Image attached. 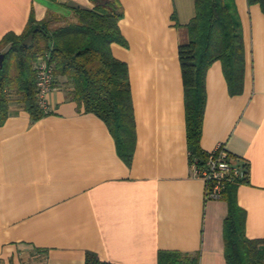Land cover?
I'll list each match as a JSON object with an SVG mask.
<instances>
[{
  "label": "crops",
  "instance_id": "1",
  "mask_svg": "<svg viewBox=\"0 0 264 264\" xmlns=\"http://www.w3.org/2000/svg\"><path fill=\"white\" fill-rule=\"evenodd\" d=\"M126 45L136 143L130 164L106 124L79 109L63 81L38 121L18 104L0 127V264H85L94 253L113 264H159L179 252L199 264H227L225 196L205 199L190 163L179 47L189 43L195 0H117ZM244 44L242 91L231 94L221 61L206 71L200 148L223 145L248 167L237 185L245 235L264 239V12L227 0ZM89 0H0V40L20 35L31 16L71 18Z\"/></svg>",
  "mask_w": 264,
  "mask_h": 264
},
{
  "label": "trees",
  "instance_id": "2",
  "mask_svg": "<svg viewBox=\"0 0 264 264\" xmlns=\"http://www.w3.org/2000/svg\"><path fill=\"white\" fill-rule=\"evenodd\" d=\"M55 1V0H50ZM90 9L70 7L71 18L48 14L41 21L31 16L20 35L7 34L0 40L4 61L0 67V127L12 104H18L38 121L48 114L38 103L35 64L48 57L53 67V87L61 81L71 88L79 109L101 119L116 142L118 154L131 163L136 143L128 67L115 59L114 43L126 45L118 23L123 9L117 0H89ZM264 12V0H248ZM196 14L188 25L190 40L179 47L185 92L186 132L191 165L202 167L208 152L200 148L206 104V71L221 61L230 93L242 91L244 44L240 24L227 0H195ZM245 165V164H243ZM247 166V165H246ZM246 180L224 185L229 214L225 220L227 264H264V239L245 235V213L236 202V187ZM159 264H199L179 252H160ZM85 264H113L87 253Z\"/></svg>",
  "mask_w": 264,
  "mask_h": 264
},
{
  "label": "built area",
  "instance_id": "3",
  "mask_svg": "<svg viewBox=\"0 0 264 264\" xmlns=\"http://www.w3.org/2000/svg\"><path fill=\"white\" fill-rule=\"evenodd\" d=\"M38 103L47 111V97L53 89V67L48 64V57H41L35 64ZM209 156L202 167L192 165L193 172L200 177L205 186V199L219 200L224 185L233 180L244 181L248 178V167L229 157L223 145L208 152Z\"/></svg>",
  "mask_w": 264,
  "mask_h": 264
},
{
  "label": "water",
  "instance_id": "4",
  "mask_svg": "<svg viewBox=\"0 0 264 264\" xmlns=\"http://www.w3.org/2000/svg\"><path fill=\"white\" fill-rule=\"evenodd\" d=\"M3 61H4V54L0 53V67H2Z\"/></svg>",
  "mask_w": 264,
  "mask_h": 264
}]
</instances>
